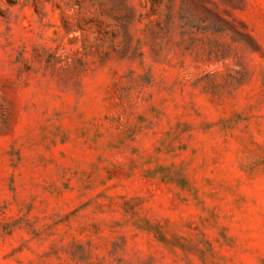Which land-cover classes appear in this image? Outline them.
Wrapping results in <instances>:
<instances>
[{"label":"rangeland","instance_id":"rangeland-1","mask_svg":"<svg viewBox=\"0 0 264 264\" xmlns=\"http://www.w3.org/2000/svg\"><path fill=\"white\" fill-rule=\"evenodd\" d=\"M0 264H264V0H0Z\"/></svg>","mask_w":264,"mask_h":264}]
</instances>
